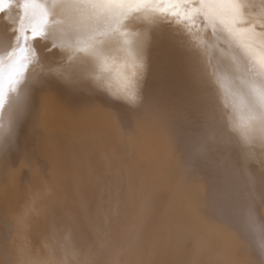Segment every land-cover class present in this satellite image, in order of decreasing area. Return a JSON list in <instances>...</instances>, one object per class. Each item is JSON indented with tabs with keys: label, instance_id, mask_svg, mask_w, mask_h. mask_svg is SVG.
Returning <instances> with one entry per match:
<instances>
[{
	"label": "bare ground",
	"instance_id": "bare-ground-1",
	"mask_svg": "<svg viewBox=\"0 0 264 264\" xmlns=\"http://www.w3.org/2000/svg\"><path fill=\"white\" fill-rule=\"evenodd\" d=\"M17 16L15 4L0 12V55ZM149 26L136 103L113 94L127 67L106 78L82 64L62 80L48 69L66 49L29 39L24 111L14 144L0 149V264H264V156L225 134L233 97L201 76L229 62V46L203 21Z\"/></svg>",
	"mask_w": 264,
	"mask_h": 264
},
{
	"label": "snow or ice",
	"instance_id": "snow-or-ice-1",
	"mask_svg": "<svg viewBox=\"0 0 264 264\" xmlns=\"http://www.w3.org/2000/svg\"><path fill=\"white\" fill-rule=\"evenodd\" d=\"M18 9L11 45L3 41L0 55V114L6 96L7 124L0 123V149L7 151L15 142L16 122L23 114L24 103L17 92L27 65L33 62L34 49L29 39H51L66 49L63 63L48 69L62 80L80 75V65L92 73L112 77L113 66L127 67L118 72L119 87L113 93L129 103L138 100V84L145 70L147 50L152 42L149 26L153 17L186 29L203 21L205 28L222 37L229 47L228 63H211L201 73L205 87H218L233 97L225 106V134L239 148L253 155L259 149L264 156V47L253 42L264 37V0H0ZM143 17L146 26L132 27L130 21ZM8 60L5 75L4 60ZM243 214V209H239ZM249 226L254 224L247 218ZM264 234V225H261Z\"/></svg>",
	"mask_w": 264,
	"mask_h": 264
},
{
	"label": "rangeland",
	"instance_id": "rangeland-1",
	"mask_svg": "<svg viewBox=\"0 0 264 264\" xmlns=\"http://www.w3.org/2000/svg\"><path fill=\"white\" fill-rule=\"evenodd\" d=\"M59 139H61L62 140V142H59L60 143V147H63V149L64 148H66L67 146H65L66 145V141L64 142V137L63 136H60V138ZM61 140H59V141H61ZM15 151V150H14ZM15 153H17V151H15ZM21 169L22 167L20 166V162H19V159H18V161H17V166L15 167V170H17V169ZM227 262L228 263H230V262H232L231 260H229V259H227Z\"/></svg>",
	"mask_w": 264,
	"mask_h": 264
}]
</instances>
